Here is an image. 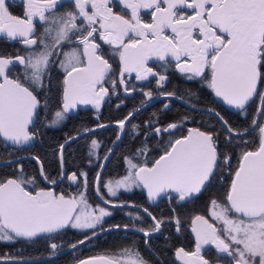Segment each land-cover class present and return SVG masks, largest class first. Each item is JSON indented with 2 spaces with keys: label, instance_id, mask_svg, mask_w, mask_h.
Here are the masks:
<instances>
[{
  "label": "snow or ice",
  "instance_id": "6c2138e0",
  "mask_svg": "<svg viewBox=\"0 0 264 264\" xmlns=\"http://www.w3.org/2000/svg\"><path fill=\"white\" fill-rule=\"evenodd\" d=\"M20 6L23 14L15 15L12 0H0V39L24 49L23 55H0V139L6 146L26 148L37 140V124L53 93L56 107L43 125L46 127L62 123L81 105H91L99 112L114 97L119 100L121 92L126 97L139 92L145 97L140 107L116 121L113 145L118 147L122 136L129 134L126 125L134 137L141 134L140 126L131 121L149 102L163 98V109L169 110L172 99L183 101L176 92L159 91L168 82L170 69L189 81L204 80L219 102L245 119L256 99L259 106L249 127L240 129L215 109L184 101L190 110L214 117L224 131L223 138L219 131L186 128L188 116L167 125H160L158 119L146 121L150 132H143L141 147L124 157L126 174L102 180L98 171L92 179L104 207L89 203L86 172L63 176L65 144L95 129L85 128L77 136L66 137L65 144L58 147L61 182L67 179L81 190L65 196L52 187L38 188L35 177L23 176L22 167L21 175L0 180V242L42 239L49 242L51 255L56 256L62 245L51 241L68 230L85 237L70 245L72 252L104 232L135 230L148 244L149 237L166 223H173L179 232L181 219L175 209L168 220H158L143 208L153 221L150 231L135 227V221L143 220L139 215L134 217L133 229L127 224L106 227V218L112 216L109 207L128 206L112 204L121 190L139 188L150 201L174 200L182 206L198 199L227 174L230 180L224 185L222 202L212 199L207 216L197 214L191 219L194 250L180 247L175 255L183 264H214L205 257L212 250L215 260L225 264H264V0H21ZM117 8L119 11L114 10ZM150 61L160 71L154 70ZM150 78L158 89L155 97L151 90L138 89L133 83L151 84ZM123 103L121 100L115 106L119 109ZM181 129L186 134L177 137ZM252 132L258 133L259 143L249 150L246 137ZM165 135L168 139L161 141L158 157L149 158L147 141ZM101 147L99 141L91 140L89 163L102 161L96 167L103 171L114 150L109 148L100 156ZM237 148L238 153L234 151ZM34 159L39 161V157ZM39 176L49 185L57 184L44 173L42 163ZM101 189L106 190L107 200ZM0 264L37 261L5 254ZM78 264L150 262L135 248H123L112 255L79 259Z\"/></svg>",
  "mask_w": 264,
  "mask_h": 264
},
{
  "label": "flooded vegetation",
  "instance_id": "af4514ba",
  "mask_svg": "<svg viewBox=\"0 0 264 264\" xmlns=\"http://www.w3.org/2000/svg\"><path fill=\"white\" fill-rule=\"evenodd\" d=\"M12 3L14 5V7L11 8L13 14L22 15L23 9L20 6L21 0H12ZM114 10L119 11L118 8L114 9ZM121 14H125V13H121ZM143 18H144L145 22H149V17L147 15H143ZM38 27H39V25H38ZM41 31H42V29H41ZM18 54L19 55L24 54L23 47H21L16 42H9L6 39H0V55L15 56ZM110 62H113V61L110 60ZM149 63H150V66L153 67L154 70L160 71V68L157 64H155L151 61ZM113 66L116 67V64L114 63ZM167 75H168V82L164 85L163 88L159 89V91L176 92V94L178 96L183 97V101L172 99L170 102V106L174 103H179V104L186 106L184 101H190L192 104L197 105V107H199V108L210 107V108L217 110L215 108V106L217 104H219V102H217L214 99V97L211 93V89L208 88V86L204 80H202L200 78H196L195 80H191V81L186 80L183 77V75L180 74L175 69H170L169 72L167 73ZM133 83H135L137 85L138 89L143 88L144 91L151 90L154 97L158 95V89L156 87V83H155L154 79H151V84H148L147 82H137V81H133ZM200 88H208V94L210 96L208 101H206V100L201 101L200 98H199L200 101H197V100L194 101V99H195L194 97L189 98L190 96H188V97L186 96L189 93H197V90ZM51 95L53 98L50 101L49 108L45 114L41 115L40 124H37V128L39 129V136H38L37 140L34 141L30 147L18 149L15 147L6 146V144L3 142V140L0 139V146L2 148H4V150L6 152L7 151L19 152L18 154L13 155V156L12 155L6 156V157L0 159V161L4 160V159L16 158V157H20V156L28 155V154L29 155H35V156L39 157L41 163L43 164L44 173L51 180H55L57 182V184L56 185H49V183L47 181L43 180L39 176L40 168H39L37 161L33 157L23 156V157H20V158L11 160V161H6L3 163H0V165L13 163L14 167H15V171H17L18 173H21L20 168L22 167V173H25L26 165L21 164V162L19 160L25 159V158H31L36 162L37 176L38 177L36 175L35 176L29 175L28 178L37 177L36 182H37L38 188L39 187H43V188L52 187L58 193L63 192V194L65 196L75 195L81 189L78 190V187L75 184H72L67 179H63V181L61 182L62 171H61V161H60L59 152H58L59 145H61L64 142L66 137H69L70 135H72L73 133H75L77 131H80L82 129L88 128L90 126H93V125H96V124H99L102 122L119 121V120L123 119L134 108L140 107L141 101H143L145 99V97L140 95L139 92L132 93L131 96L126 97L121 92L119 100H117L114 97L112 103L111 104H105L99 110V112H97V110L94 109L91 105H87L85 107L79 106L74 112L69 114L68 118L62 122V125H58V123H57L51 127H46L43 125H46L48 123V121L51 119L52 111L56 107L55 94L53 93ZM121 100H123L124 103L120 107V110L128 108V111L123 116L118 117L116 119H104L103 120L102 117L104 115L102 114V111H106L107 109H109V107H111L113 109H118L115 105L120 103ZM164 102H166V101L163 98L159 101L149 102L146 109H148L154 105H162L163 106ZM256 104L258 107V104H259L258 99H256ZM142 110H144V109H142ZM85 113L91 114V116L94 119V122L90 123L88 126H85L79 130H76L75 132H72L70 134L65 133L67 131V129H69L70 127L72 128L71 125L73 123L80 124L85 119L84 118ZM131 123H134V121L132 120ZM107 126H115L116 127V134H115V137L113 139V141H115L116 136H117V132H118V126L117 125H107ZM62 127H65V128H62ZM125 127L128 130L129 134L122 136V139H123V137L124 138L127 137L128 141H129V145H130L132 143V141H134L136 138L131 134V129L129 128V125H126ZM185 127L186 128H192V127H198V126L193 125V124H189V125L187 124V125H185ZM61 129H63V131H60ZM98 129H101V128H97V129H95V131ZM241 129H243V128H241ZM60 134H62V135L64 134L63 139L59 143H57V141H58L57 137ZM176 134H177L176 136L178 137L180 135L186 134V132L184 129H181L180 131H177ZM62 135H60V136H62ZM80 137H82V136H80ZM80 137H77L76 139H78ZM75 140H72L68 144H65L64 154H63V176L64 177H67L72 172H76L77 175L80 174V169H77L76 158H78V156L80 155V151L83 148V145L85 144V142L83 141L81 143H79V142L72 143ZM113 141L111 142V144L113 143ZM117 143H119V142H117ZM110 145H109V147H110ZM115 148L116 147H114V149ZM107 149L105 150L104 154L106 153ZM56 150H57L58 161H57V165H55V167H54L53 166L54 163L52 162L53 159L51 158V155H52L51 152L56 151ZM235 152L238 153L239 151L236 150ZM104 154H103V156H104ZM42 157H44L45 159L44 158L42 159ZM17 161H18V163H17ZM78 163L80 165H84V166L87 165V163H85L83 161H78ZM106 163H105V165H106ZM233 165H235V160L233 161ZM95 175H96V172H95ZM95 175H94V177H95ZM101 175H102V172H101ZM8 177H15L14 171L11 170L10 172H6L5 175L0 178V180H5ZM229 180H230V177L227 174H225L223 181L218 180L217 182H215V184L211 188H209L208 191L203 192V194L200 195L198 199H195L190 203H184L182 206L178 205L177 202L174 200L170 202L167 199H160L155 204H147L146 201H145V204L139 203V204L146 206L148 208V210H150V212L153 214V216H155L158 220L159 219L168 220L169 218H171L173 216L172 209H175L176 215H178L181 219V230L179 232L176 231L175 225L173 223H166L165 225L162 226L161 231L159 233H155L152 236H150L148 239V244H145V237L140 232H137L134 230H129V231L116 230V231L121 232L122 237H125L126 235H129V236L131 235V237H129V238L136 240L135 242L141 244L143 246L142 247L143 251L139 252V253L144 257L145 260H148L150 262V264H183V262L180 261L176 257L175 252H176V249H178L180 247H183L186 251L194 250V247H195L194 234L190 231L192 217H194L197 214L207 216L208 211H207V208L205 207V204L207 202L211 201L212 199L215 198V199L221 200V202H222L224 185H226ZM29 190L31 191L33 189L30 187ZM93 191H94V189H93ZM141 191L143 192L142 189H141ZM101 192H102L104 197L108 198L106 196V194H107L106 191H104V192L101 191ZM131 195L133 196V194H131ZM143 195H144V199H145L144 192H143ZM131 198L134 199L133 197H131ZM113 200L118 201L119 199L113 198ZM119 201H130V202L138 203L134 200H119ZM161 201H164L166 203V208L164 210H161L159 208V206L157 205V203H159ZM112 208H114V207H110V209H109V210H111V212H112ZM132 208H134V207H132ZM154 208L158 209V210H156L154 212V210H153ZM135 209H137V208H135ZM137 210H139V209H137ZM139 211L144 213L141 210H139ZM147 217L150 219V221L146 225L135 224V227L144 228V229L150 231L152 228V225H153V221L148 215H147ZM109 220H111V219L109 218ZM111 224H124V225L127 224L129 226H133V223L115 222V221H111V222L106 223V226L111 225ZM107 233L108 232H104L103 234H107ZM103 234H101V235H103ZM215 255H216L215 252L212 250L207 251L205 253V257L207 259L213 260L214 264H225L224 261H216ZM2 256H5V255H2Z\"/></svg>",
  "mask_w": 264,
  "mask_h": 264
},
{
  "label": "trees",
  "instance_id": "16d2710c",
  "mask_svg": "<svg viewBox=\"0 0 264 264\" xmlns=\"http://www.w3.org/2000/svg\"><path fill=\"white\" fill-rule=\"evenodd\" d=\"M194 95L190 96L187 94L186 96H190L189 98L194 97V101H203L210 98L208 94V88H200L197 90V93H192ZM197 98V99H196ZM200 98V100H199ZM203 104V103H202ZM216 105V104H215ZM214 107V106H213ZM215 108L220 112L221 115L224 116L225 119L229 121V123L234 127L238 128H245L249 125V123L252 121L256 109L257 104L252 103L251 106L248 108V117L245 119L243 116L239 115L237 112L230 111L222 107L220 104H217ZM128 111V108L120 110L119 109H113L109 107L106 111H102V114L104 115L102 119H116L118 117L123 116ZM85 119L80 123H73L69 129L65 133L70 134L72 132H75L76 130H79L85 126H88L90 123L94 122L93 117L89 113H85ZM184 116H188L189 119L185 121V125L193 124L198 126L199 128L210 130V131H219L221 133V138H223L224 131L222 128H220L218 121L214 117H208L203 116L199 112H194L190 110L188 107L179 104L174 103L169 107V110H164L162 105H154L151 106L148 109H144L140 111L138 114L135 115L134 123L139 125L138 131L141 132L139 136H135V140L132 141V143L129 145V141L127 137H123L122 142L118 143V147L114 149V154L110 157V160L106 163L101 179L102 180H114L115 176L121 174L123 170H125V156H132L134 152L138 148L141 147L142 141L144 140V131H149L150 129H147L145 127V122L150 119H158V122L160 125H167L172 122H179L182 120ZM58 125H62V123H58ZM215 127L213 128V126ZM65 128V127H62ZM130 128V125H129ZM131 129V128H130ZM60 131H63L61 129ZM66 134V135H67ZM116 134V127L115 126H107L101 129H98L94 131L91 134H86L78 139H76L74 142H85L83 145V148L80 151V155L78 158H76L77 162V169H80V172H86L88 174V180H89V186L87 191L88 200H91L93 203H100L93 191L92 187V179L95 175V172L97 170L96 165L100 161L93 160L92 163H89V145L91 140L95 139L99 141L102 145L100 150V156H103L105 150L109 147L111 142L113 141ZM62 135V134H60ZM58 135L57 143H59L63 139V135ZM177 135V134H175ZM168 137L162 136L160 139L156 137H152L147 141L148 147L150 149V152L148 154L149 158L154 159L160 154V147L161 141L166 142ZM246 139L249 141L247 145V149H251L257 146L259 143V135L257 132H252L251 135L247 136ZM71 143V144H72ZM240 151V149H234V151ZM229 151H233V149H229ZM19 152H12V151H5L4 148L0 146V159L10 156V155H16ZM51 158L53 159L54 167L57 165L58 157H57V150L51 152ZM39 155V154H38ZM40 156V155H39ZM44 157H42L43 159ZM45 159V158H44ZM142 159V158H140ZM140 159H137L135 162L139 163ZM21 164L26 165V171L25 173H22L25 178H28L29 175L37 176V165L36 162L31 158H25L19 160ZM43 161V160H42ZM78 161H83L87 163L86 166L80 165ZM90 165V166H89ZM84 166V167H83ZM14 171L15 176L21 175V173H18L15 171V167L13 163L9 164H1L0 165V178L5 175L6 172ZM38 177V176H37ZM35 177V178H37ZM117 178V177H116ZM101 191H106L104 189H101ZM133 194V196L131 195ZM108 197V194H106ZM133 197L134 199H132ZM119 200H134L138 203L145 204V199L143 192L139 188H133L131 191H124L121 190L120 193H118ZM102 204V203H100ZM159 208L161 210H164L166 208V203L164 201H161L157 203ZM154 212L158 209H153ZM152 211V210H151ZM133 213V216L130 217L127 214ZM135 215H139L143 217L142 221H135V224H142L146 225L150 219L147 217L146 214L140 212L139 210L132 208V207H123V208H112V217L106 218V223L115 221V222H126V223H133ZM109 218L111 220H109ZM115 219V220H114ZM121 232H118L116 230L110 231L107 234L99 235L97 238L93 239L91 242H85L83 245H79L75 252L68 251L66 253H63L59 256H56L54 258H49L45 260L38 261L37 264H70L74 259L77 257L92 254V253H113L116 251H119V249L127 248H135L139 252H142V245L135 242L136 240H133L129 237L131 235H126L125 237L121 236ZM82 234H80L77 230H68L65 233H63L61 236L57 237L55 240L51 241L57 244H61L62 247L67 246L71 244L72 242L76 241L77 239L81 238ZM48 241L38 239L35 242H25V241H18V242H0V256L5 254H11L13 256H19V257H34V256H40L47 253H50V249L48 247ZM61 247V248H62ZM76 255H75V254Z\"/></svg>",
  "mask_w": 264,
  "mask_h": 264
},
{
  "label": "water",
  "instance_id": "95a60500",
  "mask_svg": "<svg viewBox=\"0 0 264 264\" xmlns=\"http://www.w3.org/2000/svg\"><path fill=\"white\" fill-rule=\"evenodd\" d=\"M211 93H212V95H213V97H214V99L217 101V102H219L218 101V99L217 98H215V96H214V94H213V92H212V90H211ZM223 107H225V108H227V109H229V110H232V111H235V110H233V109H231L229 106H226V105H223L221 102H219ZM258 106H259V104H258ZM80 107H85V105H81ZM201 108H203V107H201ZM208 108H210V107H208ZM217 111V110H216ZM74 112V111H73ZM218 112V111H217ZM256 116V115H255ZM99 124H102V125H105V126H107V125H116V121H106V122H102V123H99ZM251 124V123H250ZM97 125L98 124H96V125H93V126H90V127H88L89 129H97L98 127H97ZM249 126H247L246 128H248ZM83 130L84 129H82V130H80V131H77V132H75V133H73L72 135H70L69 137H73V136H77V133H83ZM81 136H83V135H81ZM77 137H80V136H77ZM116 140V139H115ZM62 144H65V140H64V142L62 143ZM109 148H113L114 149V145H113V143L110 145V147ZM108 148V149H109ZM108 149H107V151H108ZM255 149V148H254ZM254 149H249V150H254ZM107 151H106V153H107ZM105 153V154H106ZM104 154V155H105ZM23 156H28V157H37V156H35V155H23ZM23 156H20V157H23ZM20 157H16V158H10V159H4V160H1L0 161V163H3V162H6V161H11V160H14V159H17V158H20ZM158 157V156H157ZM36 160V159H35ZM37 161V160H36ZM102 162V161H101ZM100 162V163H101ZM37 163H38V165H39V168H40V164H41V161H40V159H39V161H37ZM106 163V162H105ZM98 171H100V172H102L99 168L97 169V171H96V173L98 172ZM8 178H13V177H8ZM7 178V179H8ZM94 189V188H93ZM143 192H144V194H145V200H146V202L148 203V204H155L157 201H155V202H153V201H150L148 198H147V195H146V192L143 190ZM94 193H95V190H94ZM96 195V194H95ZM96 197H97V195H96ZM97 199L100 201V199L97 197ZM104 199L105 200H107L105 197H104ZM101 202V201H100ZM112 204H127L128 206L127 207H134V206H140L139 208H137V207H134V208H137V209H139V210H141L142 211V209L143 208H147L146 206H144V205H142V204H139V203H135V202H130V201H112ZM148 209V208H147ZM148 212H150L149 210H148ZM151 213V212H150ZM152 214V213H151ZM152 216H153V214H152ZM114 225H121V226H123L122 224H113V225H109V226H106V227H110V226H114ZM137 228V227H136ZM129 229H133V226H129ZM135 231V230H134ZM91 233H89V235H90ZM85 239V237L83 236L82 238H80V239H78V240H76L75 242H73V243H71L70 245H72V244H76L78 241H80V240H84ZM70 245H68V246H66V247H63L62 249H59L58 251H57V255H59V254H61V253H64V252H66V251H68V250H70ZM105 255H108V254H104V253H98V254H90V255H85V256H82V257H80V258H78L77 260H75L73 263H71V264H78V261H79V259H85V258H89V257H97V256H105ZM0 257H4V256H0ZM51 257H54V256H52L51 255V253L50 254H47V255H42V256H37V257H22V258H26V259H34V260H43V259H47V258H51ZM17 258H21V257H17Z\"/></svg>",
  "mask_w": 264,
  "mask_h": 264
},
{
  "label": "rangeland",
  "instance_id": "374dc122",
  "mask_svg": "<svg viewBox=\"0 0 264 264\" xmlns=\"http://www.w3.org/2000/svg\"><path fill=\"white\" fill-rule=\"evenodd\" d=\"M125 174H126V167H125V170H123V171L121 172V174L115 176V179H119V178L123 177ZM116 177H117V178H116ZM78 190H80V188H78ZM88 201H89V203L92 204L93 206H96V205H100L101 207H104V206H105L104 204L93 203L91 200H88ZM209 202H210V201H209ZM209 202H207V203L205 204V207H206V208L208 207ZM109 209H110V207L108 208V210H109ZM109 211H110V210H109ZM127 248H129V246H128ZM119 250H120V249H119ZM117 252H118V251L113 252V253H110V255L115 254V253H117ZM58 256H59V255H58ZM34 257H35V256H34Z\"/></svg>",
  "mask_w": 264,
  "mask_h": 264
}]
</instances>
